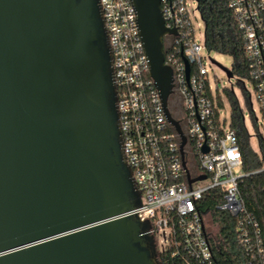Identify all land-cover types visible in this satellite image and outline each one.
<instances>
[{
    "label": "water",
    "instance_id": "obj_1",
    "mask_svg": "<svg viewBox=\"0 0 264 264\" xmlns=\"http://www.w3.org/2000/svg\"><path fill=\"white\" fill-rule=\"evenodd\" d=\"M131 1L149 75L181 133L165 107L163 36L176 30L160 0ZM139 206L99 1L0 0V264H158Z\"/></svg>",
    "mask_w": 264,
    "mask_h": 264
},
{
    "label": "built area",
    "instance_id": "obj_2",
    "mask_svg": "<svg viewBox=\"0 0 264 264\" xmlns=\"http://www.w3.org/2000/svg\"><path fill=\"white\" fill-rule=\"evenodd\" d=\"M98 1L111 54L122 151L140 194L135 211L149 223L158 264H215L211 243L217 230L208 223L216 224L212 211L205 213L200 204L211 189L222 195L215 209L236 218L234 231L250 262L264 264L260 226L238 190L246 174L237 136L222 115L225 104L219 105L217 86L205 66L210 51L204 40L195 39L187 1L160 0L164 26L176 30L163 36L164 64L172 72L165 107L181 133L168 121L149 75L132 1ZM227 5L241 33L247 79L264 132V0H227ZM256 171H264V161ZM199 175L205 178L188 182Z\"/></svg>",
    "mask_w": 264,
    "mask_h": 264
},
{
    "label": "trees",
    "instance_id": "obj_3",
    "mask_svg": "<svg viewBox=\"0 0 264 264\" xmlns=\"http://www.w3.org/2000/svg\"><path fill=\"white\" fill-rule=\"evenodd\" d=\"M196 8L204 25V44L209 51L230 56L232 75L247 78V67L243 52V40L227 0H196ZM230 103L229 126L234 130L242 155V171L246 174L238 181V190L246 210L257 220L264 245V171H256L262 165L259 154L249 143V134L244 125L242 110L232 90L223 88ZM246 97V94H244ZM217 101L222 105L220 95ZM264 157V144L259 143ZM222 201L217 189L206 192L200 200L201 210L212 211L211 218L216 224L215 241L211 243L215 264H257L251 261L234 231L236 218L216 210Z\"/></svg>",
    "mask_w": 264,
    "mask_h": 264
},
{
    "label": "rangeland",
    "instance_id": "obj_4",
    "mask_svg": "<svg viewBox=\"0 0 264 264\" xmlns=\"http://www.w3.org/2000/svg\"><path fill=\"white\" fill-rule=\"evenodd\" d=\"M186 1L188 8L192 11L195 39L202 42L204 40V25L196 8V0ZM209 57L210 60L205 63V66L208 70V77L210 81L217 86V92L225 104V109L222 114L223 117L226 121L229 120L230 103L226 95L223 93V88H227L232 90L233 95L242 110L244 125L249 134V143L251 148L256 151L261 160L264 161V157H262L259 147L260 141L264 143V132L259 125L261 117L252 84L247 78H241L237 75H232L230 78L226 76L222 67L230 69V56L210 51ZM244 94H246V97H244ZM206 183L207 182H205V184ZM208 224L209 228H211L214 232L217 230L216 226H211L210 222Z\"/></svg>",
    "mask_w": 264,
    "mask_h": 264
}]
</instances>
